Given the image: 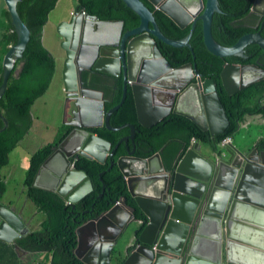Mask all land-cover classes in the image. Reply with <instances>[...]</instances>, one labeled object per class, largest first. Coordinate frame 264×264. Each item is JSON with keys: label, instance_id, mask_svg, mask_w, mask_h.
Instances as JSON below:
<instances>
[{"label": "water", "instance_id": "1", "mask_svg": "<svg viewBox=\"0 0 264 264\" xmlns=\"http://www.w3.org/2000/svg\"><path fill=\"white\" fill-rule=\"evenodd\" d=\"M124 1L140 17L139 26L131 31L118 34L115 22L100 20L85 10L76 11L57 28L66 51L64 90L76 107L68 125L76 128L41 164L33 186L55 191L74 205L93 191L91 179L75 169L74 161L81 155L105 163L123 140L128 143L135 139L137 129L132 123L115 127L110 124L112 113L126 101L129 87L138 121L146 128L173 112L209 130L215 143L216 135L230 125L215 80L197 75L192 63L173 67L155 38L174 47H191L190 39L201 19L205 44L212 53L245 57L249 44H257L264 51V22L259 31L245 34L231 46L215 41L212 24L215 13L221 12L219 0H148L180 27L192 24L189 35L182 40L162 34L144 1ZM262 1L255 0L251 13L258 12ZM4 2L16 26L18 41L3 60L0 99L31 36L18 12L17 0ZM192 51L196 58L193 48ZM23 66L24 63L16 75ZM83 70L122 76L121 101L106 112L103 92L83 85ZM221 77L226 91L233 94L264 79V68L258 64L227 63ZM0 116L4 118L1 112ZM104 125L113 131L128 126L131 133L119 140L111 152L110 141L82 130ZM135 147L134 144L128 155L121 156L117 165L147 221L136 236L138 242L124 251L121 264H264V238L258 237L264 236V148L240 142L222 149L215 147V152L205 155L201 141H192L176 165L167 169L160 152L139 157L134 155ZM114 164L112 160L111 167ZM134 210L122 199L77 227L76 256L85 264H112L115 247L129 223L140 222L135 234L143 226ZM256 216L262 219H253ZM246 219L263 228L247 224ZM29 231L23 217L0 202V239L15 244Z\"/></svg>", "mask_w": 264, "mask_h": 264}, {"label": "trees", "instance_id": "2", "mask_svg": "<svg viewBox=\"0 0 264 264\" xmlns=\"http://www.w3.org/2000/svg\"><path fill=\"white\" fill-rule=\"evenodd\" d=\"M142 1L153 12L161 32L166 37L181 40L189 35L192 30L191 24L182 28L148 0ZM58 2L59 0H17L18 12L31 30V36L0 99V112L5 118L0 116V202L8 188L1 171L10 163V154L32 129L34 124L32 108L49 89L57 69L56 57L44 44L43 31L49 21L50 13ZM254 2L255 0H219L221 12L215 13L212 26L217 43L231 46L245 34L261 29L264 20L261 19L257 23L255 21L257 16L250 14ZM2 5L3 7L0 6V86L3 82L4 57L10 47L18 41L16 26L4 0ZM78 9L85 10L100 19L121 18L125 21L126 29L136 27L140 23L138 14L124 0H78ZM262 35L264 36V27ZM156 40L163 55L173 67L191 62L196 65L197 72L204 78L215 80L219 96L230 119L227 130L217 134L214 143L209 130H203L190 118L173 112L154 126L146 128L138 121L134 96L129 87L126 101L112 113L110 124L115 127L132 123L137 129L135 139L128 143L123 140L115 148L119 140L131 133L130 127L126 126L116 131L109 130L105 125L89 128L90 132L112 143L111 152L114 148L115 150L113 156H109L105 163L81 155L74 161L75 168L84 171L93 184V191L80 202L75 205L68 204L58 193L33 186L41 164L74 126H63V131L53 142L40 147L32 155L24 181L25 190L28 199L45 214V219L40 223L39 229L29 231L17 238L15 244L0 239V264H23L19 256L23 251H26L28 256L51 252L52 256L48 264H85L74 252L77 246L76 229L80 225L100 216L122 199H126L127 204L135 208L137 218L143 221L139 233L146 224L147 217L137 207L135 198L129 192L126 178L117 165V160L123 155H128L133 150L134 144L135 156L149 157L160 152L165 167L171 169L193 139L215 145L216 149H219L218 143L227 136H234L247 115H262L264 118V79L229 94L221 77L226 63L258 64L264 68V51L259 45L249 44L245 48L246 57L215 55L205 44L201 19L197 21L190 39L196 58L188 46L174 47L160 39ZM22 63L24 66L19 75H16V70ZM81 77L85 87L103 92L106 112L121 101L124 86L122 76L83 70ZM257 145L264 148V137L257 141ZM112 160L115 161L113 167H111ZM16 246L19 248L16 249ZM114 258L115 264H121L118 257Z\"/></svg>", "mask_w": 264, "mask_h": 264}, {"label": "rangeland", "instance_id": "3", "mask_svg": "<svg viewBox=\"0 0 264 264\" xmlns=\"http://www.w3.org/2000/svg\"><path fill=\"white\" fill-rule=\"evenodd\" d=\"M3 0H0V6ZM78 7V0H59L56 8L50 13L49 21L43 31V41L46 47L54 54L57 59V69L53 81L47 92L36 101L32 108L34 124L30 132L19 143L17 148L10 154V163L5 166L1 174L8 184L1 202L4 205H14L18 200L21 201L25 210L31 216L36 211L35 204L28 199L27 194L24 196L26 175L29 169L31 153L37 148L51 143L62 132L61 126L71 115L72 105L67 102V93L64 90L63 70L66 58V51L62 46V36L58 32V25L62 20L70 19ZM1 17V12H0ZM18 55V53H17ZM17 63V62H16ZM16 65V64H15ZM244 129V128H243ZM264 134V129L261 130ZM243 134L239 131L234 134V141L237 143ZM26 193V190H25ZM19 215L22 211L14 210ZM22 216V215H21ZM35 217L34 223H36ZM26 220V219H25ZM135 222L129 223L122 233L119 247L123 249L131 239L135 229ZM117 249V248H116ZM35 255L28 256L32 260ZM51 252L42 253V257L50 260Z\"/></svg>", "mask_w": 264, "mask_h": 264}, {"label": "crops", "instance_id": "4", "mask_svg": "<svg viewBox=\"0 0 264 264\" xmlns=\"http://www.w3.org/2000/svg\"><path fill=\"white\" fill-rule=\"evenodd\" d=\"M260 6H264V0L261 2ZM35 105H36V103H35ZM262 129H264V118L262 117V115L249 114L246 116L244 122H242L240 124L239 132L241 134H243L241 139L236 143L234 141V137H232V144L233 145H239L240 142H248L250 144H257V141L260 138L264 137V134L261 133ZM201 148H202V153L205 155L210 154L212 152H215L213 146L210 144L201 143ZM23 190H24V196H26L25 189H23ZM8 207L12 208L13 210H15L17 208L16 209L17 211L23 212L21 215H22L24 221L26 222L27 226L30 228V231L39 229L40 223L45 219V214L43 212H41L37 207H36V211H35L33 216L28 214L25 210V207L22 208V203L20 200H18L14 205H11ZM35 217H37L36 223H34ZM253 219L260 221L262 218L259 216H256V217H253ZM245 222L249 225H255L259 228H263L262 225L256 224V223L252 222L251 220L246 219ZM139 225H140V222H137L135 224V229L131 235V239H130L129 243H127V245H125V247L123 249H121L119 247V245H120V239H119L118 244L115 247V250L117 251L116 257H118L119 260H121L122 256L124 257V251L129 246L134 244L135 237L140 234L139 232L137 234H135L137 228H139ZM258 237L261 239L264 238V236H258ZM22 261L24 264H48L50 262V260H46L45 258H43L42 254L41 255L36 254L34 257H32L31 261L28 260V255L24 254V256H22ZM115 263H116V260H114L113 264H115Z\"/></svg>", "mask_w": 264, "mask_h": 264}, {"label": "flooded vegetation", "instance_id": "5", "mask_svg": "<svg viewBox=\"0 0 264 264\" xmlns=\"http://www.w3.org/2000/svg\"><path fill=\"white\" fill-rule=\"evenodd\" d=\"M79 9H78V7H77V9H76V11H78ZM258 10V12L257 13H253V14H255L256 16H257V19L255 20V21H257V23L262 19V20H264L263 18H264V8H260V9H257ZM75 11V12H76ZM74 12V13H75ZM116 12H119V11H116ZM253 14H251V15H253ZM65 20H68V19H65ZM101 20H104V21H109V22H115L116 23V33H118V34H120V33H124L125 31H131L133 28H135V27H131V28H128V29H125V21L123 20V19H121V18H105V19H101ZM63 21V20H62ZM120 21H122L123 23L121 24L120 23ZM110 34H111V32H110ZM184 47V46H183ZM165 57V56H164ZM166 58V57H165ZM167 59V58H166ZM191 63V62H190ZM197 75H199V74H197ZM197 75L195 76V80H196V78H197ZM201 75V74H200ZM202 76V75H201ZM67 99V102L68 103H71V105H72V109H76V107L73 105V103H74V100L73 99H71V98H66ZM73 120V114H72V112H71V115L68 117V119L65 121V124H63L62 126H61V128L63 127V126H66V125H68V124H70V122ZM76 128V127H75ZM74 128V129H75ZM73 129V130H74ZM82 130H84V131H88L89 130V128H82ZM91 133H93V132H91ZM94 134H96V133H94ZM98 135V134H97ZM99 136V135H98ZM101 137V136H100ZM106 140V139H105ZM110 157H112L111 155H109ZM128 207H130L129 205H128ZM22 208H24V206L22 205ZM17 209V208H16ZM138 232V231H137ZM135 242H138V239L136 240V237H135ZM134 242V243H135ZM133 245V244H132Z\"/></svg>", "mask_w": 264, "mask_h": 264}, {"label": "clouds", "instance_id": "6", "mask_svg": "<svg viewBox=\"0 0 264 264\" xmlns=\"http://www.w3.org/2000/svg\"><path fill=\"white\" fill-rule=\"evenodd\" d=\"M260 8H264V6H259L258 9H260ZM156 9H157V8H156ZM251 9H252V8H251ZM250 14H253V13L250 12ZM99 19H100V18H99ZM100 20H101V19H100ZM139 24H140V23H139ZM202 24H203V22H202ZM191 25H192V24H191ZM138 26H139V25H138ZM138 26H136V27H138ZM212 26H213V24H212ZM136 27H135V28H136ZM158 27H159V26H158ZM135 28H133V29H135ZM125 29H126V28H125ZM133 29H132V30H133ZM159 29H160V28H159ZM160 31H161V30H160ZM125 32H127V31H125ZM125 32H124V33H125ZM212 33H213V31H212ZM162 34H163V33H162ZM163 35H164V34H163ZM213 37H214V36H213ZM156 39H158V38H155V40H156ZM170 39H171V38H170ZM173 40H174V39H173ZM181 40H182V39H181ZM156 41H157V40H156ZM166 44H167V43H166ZM190 48L192 49V46H191ZM209 51H210V50H209ZM215 55H216V54H215ZM218 56H219V55H218ZM232 56H236V55H232ZM222 57H223V56H222ZM225 57H226V56H225ZM243 57H244V56H243ZM245 57H246V56H245ZM226 64H227V63H226ZM226 64H225V65H226ZM237 64H238V63H237ZM184 65H185V64H184ZM194 66H196V65H194ZM197 73H198V72H197ZM198 74H199V73H198ZM202 78H203V79H206V78H204L203 76H202ZM129 135H130V134H129ZM129 135H128V136H129ZM125 137H126V136H125ZM227 137H230V138H231V142H230L229 144H227V145L222 146V145H221V142H222L225 138H227ZM227 137L223 138L222 141H221L220 143H218L219 149H222V148H224V147H226V146L232 144V137H233V136H227ZM129 141H130V140H129ZM192 141H196V140L193 139ZM126 142H127V141H126ZM201 143H202V142H201ZM45 145H46V144H45ZM190 145H191V144H190ZM43 146H44V145H43ZM212 146H213V148H215V145H212ZM41 147H42V146H41ZM111 148H112V147H111ZM38 150H39V148H37V149H36L33 153H31V154L33 155V154L36 153ZM32 155H31V156H32ZM108 157H109V156H108ZM74 165H75V164H74ZM71 168H72V165H71ZM75 169H76V168H75ZM54 192H55V191H54ZM56 193H57V192H56ZM59 195H60V194H59ZM60 196H61V195H60ZM64 200H65V199H64ZM67 203H68V204H72L71 202H67ZM116 203H117V202H116ZM73 205H74V204H73ZM18 248H19V247L16 246V249H18ZM24 254H27V252H26V251H23L22 254L19 255L20 258H21V261H22V256H24ZM116 254H117V251L115 250V256H116ZM40 255H41V254H40ZM115 256H114V257H115ZM114 257H113L112 264H113V262H114V260H115ZM123 260H124V257L122 256V258H121V260H120L121 263H122ZM22 262H23V261H22ZM23 264H24V263H23Z\"/></svg>", "mask_w": 264, "mask_h": 264}, {"label": "built area", "instance_id": "7", "mask_svg": "<svg viewBox=\"0 0 264 264\" xmlns=\"http://www.w3.org/2000/svg\"><path fill=\"white\" fill-rule=\"evenodd\" d=\"M231 142V138L230 137H227L225 138L222 142H221V145L224 146V145H227Z\"/></svg>", "mask_w": 264, "mask_h": 264}]
</instances>
